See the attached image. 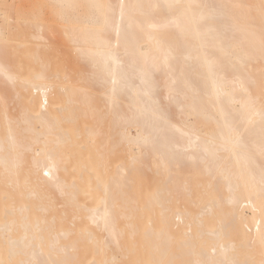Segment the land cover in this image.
<instances>
[{
  "label": "bare ground",
  "instance_id": "bare-ground-1",
  "mask_svg": "<svg viewBox=\"0 0 264 264\" xmlns=\"http://www.w3.org/2000/svg\"><path fill=\"white\" fill-rule=\"evenodd\" d=\"M49 1L79 67L0 21V264H264V0Z\"/></svg>",
  "mask_w": 264,
  "mask_h": 264
},
{
  "label": "rangeland",
  "instance_id": "rangeland-1",
  "mask_svg": "<svg viewBox=\"0 0 264 264\" xmlns=\"http://www.w3.org/2000/svg\"><path fill=\"white\" fill-rule=\"evenodd\" d=\"M4 1L5 0H0V21H2L1 18L5 15V12H7V14H8V12L10 13L11 10L12 11H11L9 16H11L13 18L21 16L23 14V15H27V16H36V15L38 16V15H40V17H41L40 19L41 20L43 19L46 21L47 20L52 21V19H55V20L58 19L57 21L54 20V22H56V23H52L53 21L52 22L50 21L51 23L49 22V24H48L49 29L46 30L47 31L46 36H49L51 38V40H49V42H51L50 43L51 48H49V50L50 49L51 50L56 49V53H60L62 55V56H60V58L57 59L58 61L55 64H57L56 66L60 67L59 65H61V64L65 65V63L67 64V62H68V65H65L66 68H64V69H68V67L69 68L70 67L76 68V67L80 66L81 61H80V58L78 57L79 54L74 53L75 52L74 49H76V45L70 42V37H68V34L63 30L62 27L65 26L64 22H62L63 21L62 18H60L59 15H57L56 12L53 11L54 9L52 7H55V6L52 4L51 1H49V0H11L10 5H8V4L6 5ZM235 1H237V2L243 1L245 3V6L246 5L250 6V8L252 9V13H251L252 15L251 16H253L255 18L259 17V15H260L259 0H235ZM36 4L38 6L39 5L40 6L38 7V6H36ZM32 5L35 6L34 9H32L33 8ZM56 15L58 16V18H56L57 17ZM59 19H61L62 21H60ZM58 22H59V24H58ZM167 33H169V32H167ZM60 42H62V43H60ZM59 49H60V51H59ZM66 56H67V58H66ZM64 59H66V60H64ZM72 63H74V64H72ZM64 65H62V66H64ZM256 65H259L262 69H264V55H263V58H260L257 61ZM53 66L54 65H52V67ZM83 66L84 65H82V69H83ZM55 68H57V67H55ZM71 70L73 71L74 69L71 68L70 71ZM78 70H79V68L76 71H78ZM76 71H74L73 73H76ZM251 87H252L253 93L259 96V102L262 105V102L264 101V77L259 79L257 84H255L254 86H251ZM134 152H135L136 156L139 155V151L135 148H134ZM146 179H148V177L140 175L137 180H138V182H143ZM195 182L196 181L192 182L193 186L195 185Z\"/></svg>",
  "mask_w": 264,
  "mask_h": 264
}]
</instances>
